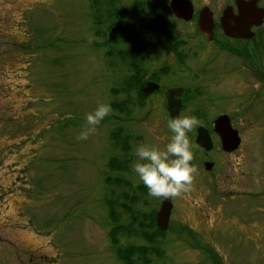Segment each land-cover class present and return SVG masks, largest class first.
I'll return each instance as SVG.
<instances>
[{
  "label": "rangeland",
  "instance_id": "374dc122",
  "mask_svg": "<svg viewBox=\"0 0 264 264\" xmlns=\"http://www.w3.org/2000/svg\"><path fill=\"white\" fill-rule=\"evenodd\" d=\"M140 1L146 4V13L154 10L165 22L174 47L159 44L164 40L157 33H142L138 69L204 70L196 85L218 88L199 100L205 112L210 116L231 105L229 111L243 112L247 118L245 126L240 125L244 134L236 154L238 165L227 157L209 174L195 166L190 190L172 197L178 209L170 228L177 233L169 229L158 239L154 248L163 253L159 261L153 252L146 258L151 264H212L210 251L221 264H264V88H255L247 78L248 65L220 54L196 27L203 7L218 24L221 11L233 0H190L194 19L189 23L174 19L170 0ZM89 2L0 0V188L6 193L0 197V264H123L110 241L106 201L114 194V200L134 213L153 210L155 198L147 194L131 166L138 145L163 149L168 143L171 133L161 120L162 111L154 115L149 110L147 118L145 109L125 110L127 118L119 115L122 130L130 137L127 157L109 139L120 126L111 114L86 141L77 139L86 114L100 103H110L108 91L117 70L115 59L107 62L105 57L113 50L100 48L103 38L94 35ZM130 2L121 0L117 8L125 9ZM99 3L109 8L106 0ZM102 16L109 18L106 11ZM104 27L98 32L104 33ZM214 33L220 39V29ZM132 39L133 35L126 36L128 42ZM262 43L264 49V36ZM178 54L183 66L175 61ZM258 56L264 70V50ZM185 78L173 77L181 82ZM227 91L236 93L228 98ZM188 139L192 161L201 159L203 152L194 138ZM209 156L218 162L220 153L214 150ZM110 158L126 161L125 172L110 173ZM256 169L263 194L251 198ZM241 172L251 174L250 184L249 176L243 179ZM106 177L118 178L121 187L106 186ZM115 208L120 224L129 225L124 210ZM180 229L185 233H178ZM119 244L145 246L126 237Z\"/></svg>",
  "mask_w": 264,
  "mask_h": 264
},
{
  "label": "flooded vegetation",
  "instance_id": "af4514ba",
  "mask_svg": "<svg viewBox=\"0 0 264 264\" xmlns=\"http://www.w3.org/2000/svg\"><path fill=\"white\" fill-rule=\"evenodd\" d=\"M244 2H250L253 4V6L257 9L262 11V23L261 25L257 28L255 26H252L251 32L254 34L253 37L249 40H234V39H228L223 37V35H220V39H217L215 37V33H213V37L209 43V45H214L219 51L220 54H228L230 55V59L232 61L237 60L240 63H244L245 65H248L249 67V74H247V78L252 81L254 84H256L255 88H264V81H263V69L261 67V62H260V57L258 56L259 53L264 50L263 49V36H264V31L263 26H264V0H241ZM235 2L236 0H233L231 4L225 6L223 8L222 12L230 8L232 9L233 13H236V8H235ZM220 14V17H221ZM213 16V15H212ZM218 19V24L215 23L214 18H213V23L215 25L214 30L219 28V20ZM181 22V21H180ZM214 32V31H213ZM205 39V38H204ZM206 40V39H205ZM227 45L231 48L229 49H222L221 44ZM177 59L175 60L178 65L183 66L182 63V55H177ZM114 66H117L116 73L113 76V84L111 89H109V94L111 96V101L109 105L111 107H117L120 109H124L126 111H129V109L134 110V109H142L146 110L145 113V118L149 116V110H153L154 115L156 114V111H162L163 112V117L161 120H163L166 124L169 117V113L166 108V90L170 89H181V93L178 96L177 100H180V108L178 111V116L177 117H183L185 115H193L197 117V119L200 121V124L195 126L193 128L192 133H188V138L191 136L194 138V142L197 136V128L198 127H203L207 132L208 136L210 138V141L212 143V149L209 152H206L203 149L198 148L199 152H203V154L200 156L201 159H194V161H191L193 165H195L200 171L201 168H203V171L207 172L204 168L205 164H211L213 169V172L215 169H219L222 166V161L223 159L227 157H233L234 159L230 161L232 164H235L234 166L238 165L239 159L237 158L236 154L241 151V148L243 146V132L241 126H245V123L247 121L246 114L243 112H233L229 111L228 106L225 108V110H219L213 115H208L205 110L203 103L204 102H199L200 99L206 98L207 94L212 93L213 91L217 90L216 88L213 89V86L208 88H204L200 85H196L198 83V78L204 77L206 71L200 70V71H192L191 69H181L178 71L174 70H169V69H158V70H147V69H129V64L126 62H121L118 58L115 59V64ZM152 71V72H149ZM243 70H239V72H242ZM205 72V73H204ZM230 72H232L230 70ZM234 73V71H233ZM178 74H184L185 75V82L181 81H174L173 77H175ZM235 74V73H234ZM233 74V75H234ZM231 76L233 78L234 76ZM147 76V77H146ZM183 77V76H182ZM219 82V81H217ZM216 82V83H217ZM147 83H152L158 86V89L151 94L145 96L142 94L141 89L147 84ZM228 98H231L230 94L231 93H236L235 91L230 92L227 91ZM258 94L256 93L253 98H257ZM252 98V100H253ZM232 100V99H231ZM232 109H235V106L232 107ZM130 113V112H129ZM126 114H124L125 116ZM115 119H118L116 116H112ZM157 119H160V117L154 116ZM221 117H226L229 121L230 128L236 132L237 137L239 139V146L238 148L231 152V153H226L222 150L221 148V142H220V137L215 132L214 129V123L218 118ZM144 119V118H143ZM256 119V118H255ZM257 120V119H256ZM239 122V123H238ZM241 125V126H240ZM208 126V127H207ZM243 131H245L243 129ZM254 138L256 135H253ZM193 142V143H194ZM218 151L220 153V158L218 162H215L213 158H210V153L212 151ZM242 158V155H241ZM243 163V162H242ZM211 168V170H212ZM210 170V171H211ZM210 171H208L206 174H209ZM216 175L219 174V170L215 172ZM254 183L252 184L253 189L256 191L254 194L250 191L251 193V198H257L256 196H261L263 192L261 191V185L258 184V178L261 176L260 171L256 169L254 171ZM241 176L243 179L249 176L250 182L251 183V174L247 172H241ZM242 179V180H243ZM251 186V187H252ZM8 188V187H7ZM5 188V189H7ZM12 190V189H11ZM144 191V190H143ZM6 195V193L1 192L0 188V197ZM10 195V193H9ZM171 200L172 204V209L169 217V222H168V229H171V232L177 233L176 230L170 228L171 227V220L173 219L174 215L177 214V203L172 199V197H169ZM160 208V202L158 198H155V202L153 204V209L158 212ZM155 213V215H156ZM155 220V217H154Z\"/></svg>",
  "mask_w": 264,
  "mask_h": 264
},
{
  "label": "trees",
  "instance_id": "16d2710c",
  "mask_svg": "<svg viewBox=\"0 0 264 264\" xmlns=\"http://www.w3.org/2000/svg\"><path fill=\"white\" fill-rule=\"evenodd\" d=\"M100 0H90V10H91V19L93 20V25L95 28L94 35L96 37L103 38V43L99 45L100 48H111L113 51L105 54L106 60L118 58L121 62H126L129 64L130 69H138L137 67V59L142 58L141 42L139 41L140 36L144 32H154L157 33L162 40H159V44H172L173 37H171L170 32L166 29V24L162 20V18L158 15V13L154 10H150L147 13L146 4L140 0H130V4L127 8H117L120 4L121 0H106V4L109 8L103 9ZM103 11L107 12L108 17L105 20H102ZM146 13V16L143 17V14ZM95 21V22H94ZM117 24H123L125 26V34L124 36L117 41L114 45H108L106 40L107 30H109L112 26ZM105 26V32H98V27ZM133 31V33H132ZM133 35V39L128 42L126 40L127 35ZM98 37V38H99ZM163 37V38H162ZM166 38V40L164 39ZM105 41V42H104ZM122 44L121 49H116L118 45ZM177 43H175V47H177ZM98 47V46H97ZM222 49H229L230 47L227 45L221 44ZM231 50V48H230ZM263 81H264V71H263ZM113 112H117L120 115L125 114L124 109H120L117 107H111ZM118 114V115H119ZM127 118L126 116H124ZM120 121V122H119ZM118 126L113 132L110 134V140L112 141L113 147L117 148L120 153H122L125 157L129 154V146L128 139L129 135L124 134L122 130L121 124H123V119L117 120ZM126 161L120 162V160L116 158H110L107 163V169L110 173L122 172L126 170L125 163ZM110 176V175H109ZM106 186L112 188H120V182L118 178L111 179L110 177H106L105 179ZM145 194V191L142 192ZM124 199L127 201L126 197ZM135 199L129 200L131 204ZM119 201L114 200V195L106 201L105 205L107 208V219L110 222L111 229L109 231V237L112 244V247L116 251V257L123 264H151V261L146 258L147 253L153 252V257H155L158 261L162 258L163 253L159 252L154 248L157 244V241L160 237H162L166 232L160 231L155 225V213L156 211L153 209L148 214H137L126 208L125 204H119ZM115 207L122 208L124 210L125 216L128 217L129 225L123 226L120 224L119 216L115 212ZM185 231V229H180L178 233ZM185 233V232H183ZM189 233V232H187ZM191 237V233L188 234ZM133 238L138 241H142L145 246H129V247H121L119 244L120 238ZM194 238V236L192 235ZM209 260L212 264H221L217 257L212 254V252L207 251ZM216 258V260H215Z\"/></svg>",
  "mask_w": 264,
  "mask_h": 264
},
{
  "label": "water",
  "instance_id": "95a60500",
  "mask_svg": "<svg viewBox=\"0 0 264 264\" xmlns=\"http://www.w3.org/2000/svg\"><path fill=\"white\" fill-rule=\"evenodd\" d=\"M169 8L176 19L184 22H190L193 16V7L189 0H170ZM236 13L232 9H225L220 17L219 23L223 35L226 38L234 40H249L253 37L250 31L252 26L259 27L262 23V11L257 10L252 3L236 0ZM197 29L200 34L207 37L211 41L214 29L212 14L208 8H203L197 19ZM124 34L123 25L112 27L107 35V42L112 44L116 42ZM158 86L152 83H147L141 92L147 96L156 91ZM181 89L166 90V108L170 118H176L180 108V100H177L181 93ZM215 132L220 137L221 148L226 153L235 151L239 146V139L236 132H234L229 125L226 117L218 118L214 123ZM195 144L198 148L209 152L212 149V143L208 136V132L199 127L197 129V136ZM205 170H211V164L204 165ZM160 208L155 216V223L159 230L165 232L168 228L169 217L172 209L170 198H159Z\"/></svg>",
  "mask_w": 264,
  "mask_h": 264
},
{
  "label": "clouds",
  "instance_id": "9594fccd",
  "mask_svg": "<svg viewBox=\"0 0 264 264\" xmlns=\"http://www.w3.org/2000/svg\"><path fill=\"white\" fill-rule=\"evenodd\" d=\"M111 111L109 104H98L86 114L85 126L79 131L77 139L86 141ZM199 124L200 121L193 115L170 118L167 129L171 135L163 149L146 144L136 147L132 171L150 197H177L190 190L196 167L191 163L193 154L187 134Z\"/></svg>",
  "mask_w": 264,
  "mask_h": 264
}]
</instances>
